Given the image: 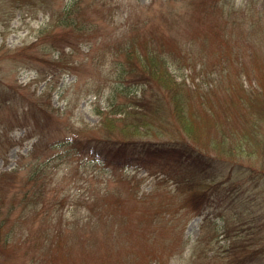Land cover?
I'll use <instances>...</instances> for the list:
<instances>
[{"label":"rangeland","instance_id":"1","mask_svg":"<svg viewBox=\"0 0 264 264\" xmlns=\"http://www.w3.org/2000/svg\"><path fill=\"white\" fill-rule=\"evenodd\" d=\"M43 1L0 0V180L16 216L23 209V215L30 214V225L22 228L30 242L0 241V264H224L216 255L219 244L228 243L223 227L231 226L232 237L255 215L262 221L248 237L263 240L264 116L258 113L264 106L256 90L249 94L241 86L257 76L264 88V0H107V6L82 0L75 13L94 25L93 41L78 38L75 49L61 53L47 49L49 34L65 28L56 26L59 21L46 9L61 10L66 0ZM48 24L52 31L41 37ZM132 39L138 55L150 48L168 58H191V67L184 63L175 77L204 86L193 96L191 111L195 108L199 118L192 119L193 138L207 140V146L213 135L219 142L232 141L230 147L240 144L233 152L224 149L233 166L223 179L158 160L112 165L88 151L59 159L60 140L97 137L96 125L109 115L112 84L93 67L99 47ZM224 58L229 90L215 85L207 91L215 76L212 63ZM199 60L207 64L202 71ZM240 64L250 72H242ZM251 97L243 109L241 98ZM43 105L53 111L47 119L39 112ZM171 131L172 138L188 137L178 125ZM40 170L50 183L38 207ZM219 183L221 194L215 191ZM209 186L212 203L193 207L194 196ZM214 208L216 215L206 216ZM47 233L58 238L49 253L28 246Z\"/></svg>","mask_w":264,"mask_h":264},{"label":"trees","instance_id":"2","mask_svg":"<svg viewBox=\"0 0 264 264\" xmlns=\"http://www.w3.org/2000/svg\"><path fill=\"white\" fill-rule=\"evenodd\" d=\"M36 1L38 2V0ZM39 1L42 2L43 0ZM97 1L101 2L103 6L108 5L107 0ZM81 3L82 0H66L63 2L61 10L46 9L50 11L51 19L59 21L56 26L62 25L65 28L61 32L50 33L53 25L44 26L41 37L50 33L47 38L50 39L51 44L48 43L47 49L52 48L61 53L67 47L72 48L71 50L75 49L73 44L78 38L83 39V42L88 44L93 41L90 35H92L94 25L90 24L89 21H83L80 16L78 18L75 13ZM101 20L104 18L101 17ZM136 45L137 42L132 39L126 43L122 41L119 44H104L99 47L100 53L97 58H93L96 59L93 60V67L98 71V74L112 84L111 95L109 96V115L101 116L96 125L100 134H97V137H67L60 140L57 144V149L61 150L59 159L62 161L77 152L88 151L112 165H123L127 160L142 165L147 164L149 160H158L165 166H171L173 169L181 171H190V173L194 172L199 177L209 179L220 177L223 179L225 172L233 166L231 160L226 158L230 153H225L224 149L228 147L233 152L240 149V144L230 147L232 141L224 138L219 142L214 139L215 136L213 135L214 138L208 139L211 144L207 146L205 144L207 140L197 139L195 141L193 138L191 132H194L193 126H196L193 120L196 121L198 118L196 116L198 111L195 108L193 109L194 112L191 111L193 96H195L196 91L199 92L204 86L196 81L188 79L191 82L189 83L186 79L178 80L175 77L177 76L176 73L183 70L184 63H189L188 66L191 67L193 64L191 58H168L165 53L150 48L147 53L138 55L135 51ZM162 51L164 52V50ZM228 62V58H224L221 60V64L212 63L215 67L213 71L215 76L212 77L213 82L210 81L206 84L207 91L212 90L215 85L222 90H229L224 86L231 77ZM196 65L198 66V64ZM199 67L201 68L200 71L207 67L204 60H199ZM239 67L242 72H250V69L246 68L247 65L244 67L240 64ZM205 74L208 75L209 73ZM255 77V88L252 86L254 81L251 82L250 80L247 82L245 80L241 87L246 89L249 94H255L254 90H256L261 96V105L264 106L263 83L260 84V78ZM249 86H251L250 89H248ZM231 87L233 90L234 86L231 85ZM118 99H120L119 102ZM251 99L252 97L250 99L241 98L243 109L248 106ZM29 106L31 109L33 108L31 104ZM260 109L258 114L263 117L264 108L261 107ZM40 110L39 112L45 119L50 117V113H53L49 105H43ZM245 117L249 121L247 114H241L242 119ZM174 125H178V128L186 133L187 139L171 137V129ZM217 127L224 130L223 125ZM71 128L72 126H69V131ZM73 129L76 128L73 127ZM40 141H43L42 133ZM261 142V147L264 148V138ZM38 172L40 173L38 176L43 177L40 192L35 198L39 207L45 201L44 189L50 182L49 176H46V171L41 172L40 170ZM255 174L252 173L251 175ZM2 177L0 175V179ZM261 181L262 183L259 184L264 185V172ZM220 184H216L215 187V191L219 194L222 193ZM5 192L8 193L9 191ZM209 192H211L210 186L201 194L194 196V200L191 201L192 206L197 208L204 204H211L213 194H207ZM237 195L241 197L239 192ZM220 197L221 195H218L219 199ZM4 198V186L0 180V241H4L5 244H12L16 240L24 244L29 243V234L26 237L22 228L29 221L30 214L23 215V209L20 215L16 216L15 205L10 204L8 206ZM32 207L36 208L35 206ZM248 207L246 204L242 208L247 210ZM206 208H208L207 205ZM205 209H200V212ZM217 210L216 208L212 209L213 212L206 216L216 215ZM249 220L250 218L247 219L248 222L240 226L241 230L236 231L232 237L228 235L231 226L227 223L223 227L222 239H227L228 243L219 244L216 255L221 260L220 262L225 261L224 264H264V239L248 237L254 228L253 224L259 226L262 220L258 221L257 215L252 221ZM27 224L30 225L28 222ZM53 236L49 233L40 234L36 242L28 246L37 249L38 252L49 253L57 244L56 239L58 238ZM31 261L36 262L38 260L36 256H31ZM209 263L203 262V264Z\"/></svg>","mask_w":264,"mask_h":264}]
</instances>
